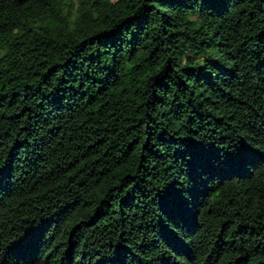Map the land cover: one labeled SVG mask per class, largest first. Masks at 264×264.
Here are the masks:
<instances>
[{"label":"trees","instance_id":"obj_1","mask_svg":"<svg viewBox=\"0 0 264 264\" xmlns=\"http://www.w3.org/2000/svg\"><path fill=\"white\" fill-rule=\"evenodd\" d=\"M0 264H264V0H0Z\"/></svg>","mask_w":264,"mask_h":264}]
</instances>
